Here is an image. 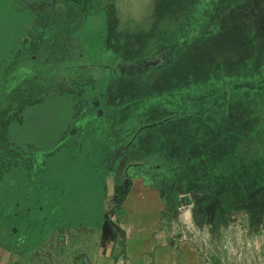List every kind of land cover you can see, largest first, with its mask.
<instances>
[{
    "label": "rangeland",
    "instance_id": "1",
    "mask_svg": "<svg viewBox=\"0 0 264 264\" xmlns=\"http://www.w3.org/2000/svg\"><path fill=\"white\" fill-rule=\"evenodd\" d=\"M11 1L29 14L0 67V178L52 153L12 141L28 106L46 103L59 145L107 142L108 170L144 173L187 204L208 253L264 264V0ZM97 14L100 64L77 34Z\"/></svg>",
    "mask_w": 264,
    "mask_h": 264
},
{
    "label": "trees",
    "instance_id": "2",
    "mask_svg": "<svg viewBox=\"0 0 264 264\" xmlns=\"http://www.w3.org/2000/svg\"><path fill=\"white\" fill-rule=\"evenodd\" d=\"M0 13L6 29L0 35V67L6 68L22 49L15 21L22 24L29 13L15 9L11 0H0ZM88 19L77 34L93 62L100 64L106 24L101 14ZM22 26L23 32L26 24ZM45 104L28 106L30 114L15 124L12 141L29 153H52L36 171L15 164L0 178V246L8 250L26 252L57 229L100 227L105 220L108 143L87 136L73 138L75 145L72 140L59 145L60 129L46 130L40 114L50 107Z\"/></svg>",
    "mask_w": 264,
    "mask_h": 264
},
{
    "label": "crops",
    "instance_id": "3",
    "mask_svg": "<svg viewBox=\"0 0 264 264\" xmlns=\"http://www.w3.org/2000/svg\"><path fill=\"white\" fill-rule=\"evenodd\" d=\"M134 169L106 174L100 227H64L30 250L0 246V264H225L193 237L190 209Z\"/></svg>",
    "mask_w": 264,
    "mask_h": 264
}]
</instances>
